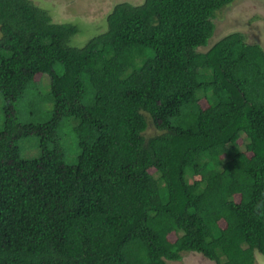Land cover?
Here are the masks:
<instances>
[{
    "label": "trees",
    "instance_id": "1",
    "mask_svg": "<svg viewBox=\"0 0 264 264\" xmlns=\"http://www.w3.org/2000/svg\"><path fill=\"white\" fill-rule=\"evenodd\" d=\"M237 1H123L77 47L0 0V264L264 257V50L208 48Z\"/></svg>",
    "mask_w": 264,
    "mask_h": 264
},
{
    "label": "rangeland",
    "instance_id": "2",
    "mask_svg": "<svg viewBox=\"0 0 264 264\" xmlns=\"http://www.w3.org/2000/svg\"><path fill=\"white\" fill-rule=\"evenodd\" d=\"M50 14L53 21L61 24H73L80 30V35L73 41L74 46L82 47L90 38L102 33L107 28L106 16L114 5L129 1L142 0H32ZM215 19L216 30L208 42L212 47L225 36L239 32L249 44H258L264 50V0H239L226 7ZM206 51L208 49H201ZM48 83V77L43 80ZM153 133L150 129L149 135ZM179 264H214L199 256L189 253ZM255 264H264V257L255 256ZM177 264V263H176Z\"/></svg>",
    "mask_w": 264,
    "mask_h": 264
},
{
    "label": "clouds",
    "instance_id": "3",
    "mask_svg": "<svg viewBox=\"0 0 264 264\" xmlns=\"http://www.w3.org/2000/svg\"><path fill=\"white\" fill-rule=\"evenodd\" d=\"M255 261H256V258H255Z\"/></svg>",
    "mask_w": 264,
    "mask_h": 264
}]
</instances>
